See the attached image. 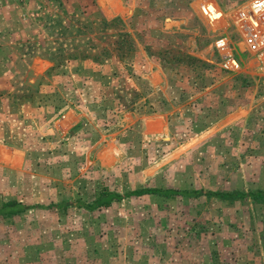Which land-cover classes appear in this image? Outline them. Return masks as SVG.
Returning <instances> with one entry per match:
<instances>
[{
	"label": "rangeland",
	"instance_id": "374dc122",
	"mask_svg": "<svg viewBox=\"0 0 264 264\" xmlns=\"http://www.w3.org/2000/svg\"><path fill=\"white\" fill-rule=\"evenodd\" d=\"M199 1L0 0V202L43 205L0 217V264H264L263 203L76 205L264 189V57L246 42L264 11Z\"/></svg>",
	"mask_w": 264,
	"mask_h": 264
},
{
	"label": "trees",
	"instance_id": "16d2710c",
	"mask_svg": "<svg viewBox=\"0 0 264 264\" xmlns=\"http://www.w3.org/2000/svg\"><path fill=\"white\" fill-rule=\"evenodd\" d=\"M108 23V22H106ZM123 36H128V33L122 34ZM126 41V40H125ZM116 50V56L120 58L126 57L129 54V51L123 49V47H118ZM112 51L108 47H103L98 53H84L81 55L83 58H93L94 60L100 59L102 56L110 55ZM159 195L163 197H177V196H208L215 197L220 200L227 201H236V200H252L254 202H259L264 204V189H256V190H209L205 191L203 189L200 190H181L175 187H166V188H156V187H141L139 189L130 190L125 193H120L118 191L111 190L107 187L101 188L95 195L94 199L89 202H84L81 200L76 201V205L78 207L85 208L89 211H95L101 208H108L113 205L115 202L122 201L128 197H139L144 195ZM72 203L68 201H62L60 203H53L51 207H61L66 209ZM43 205L35 204L28 205L16 198H11L7 200H3L0 202V217H13L16 215H20L25 213L26 211L34 208H41Z\"/></svg>",
	"mask_w": 264,
	"mask_h": 264
},
{
	"label": "built area",
	"instance_id": "2783aa9c",
	"mask_svg": "<svg viewBox=\"0 0 264 264\" xmlns=\"http://www.w3.org/2000/svg\"><path fill=\"white\" fill-rule=\"evenodd\" d=\"M254 8L257 11H264V0H256ZM253 25L248 28L246 42L248 48L259 57H264V28H260L258 23L253 21Z\"/></svg>",
	"mask_w": 264,
	"mask_h": 264
},
{
	"label": "bare ground",
	"instance_id": "6f19581e",
	"mask_svg": "<svg viewBox=\"0 0 264 264\" xmlns=\"http://www.w3.org/2000/svg\"><path fill=\"white\" fill-rule=\"evenodd\" d=\"M198 5L206 17L209 15L210 11H212L213 9H217V5H215L212 0H200Z\"/></svg>",
	"mask_w": 264,
	"mask_h": 264
}]
</instances>
